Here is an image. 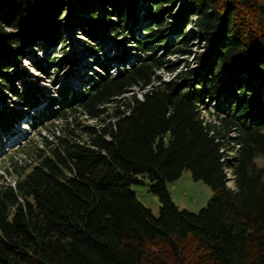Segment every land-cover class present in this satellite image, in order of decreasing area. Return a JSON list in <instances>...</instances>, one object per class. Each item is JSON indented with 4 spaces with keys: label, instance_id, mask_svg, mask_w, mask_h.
Returning a JSON list of instances; mask_svg holds the SVG:
<instances>
[{
    "label": "trees",
    "instance_id": "16d2710c",
    "mask_svg": "<svg viewBox=\"0 0 264 264\" xmlns=\"http://www.w3.org/2000/svg\"><path fill=\"white\" fill-rule=\"evenodd\" d=\"M73 26L99 43L84 48L98 71L48 98L15 65L31 48L32 66L70 67L56 49ZM105 36L116 41L100 56ZM0 85L21 108L44 104L38 134L62 124L23 150L29 164L11 158L0 264H264V0H0ZM21 117L0 106V129ZM184 170L212 191L196 213L168 190ZM139 176L158 216L131 189Z\"/></svg>",
    "mask_w": 264,
    "mask_h": 264
},
{
    "label": "rangeland",
    "instance_id": "374dc122",
    "mask_svg": "<svg viewBox=\"0 0 264 264\" xmlns=\"http://www.w3.org/2000/svg\"><path fill=\"white\" fill-rule=\"evenodd\" d=\"M76 16L79 17L78 14ZM60 30L62 32V37H64V42L61 49L59 46H57L56 52H60L62 51V49L64 50L65 55H63V57L65 58L66 56L67 59L74 62L70 67L68 63H63L64 65L62 69V67H60V65L58 66L55 61L54 63H51V68L48 71L41 70L40 68H38V66L35 65L32 66L31 62L29 61L33 56V53L30 51L31 48L28 52H24V57L20 60V63L17 62V64L15 65V68H17L18 70L25 68L30 78L36 80L38 85L42 86L45 91H48L45 92L46 97L48 98L54 96L55 93L53 91L59 89L60 85L62 87L64 81H66L68 77L69 78L68 81H66V84L71 89L75 90L81 83L84 82V80L87 81V78L91 75V70L98 71V68L94 63L95 60L93 61V53H91V50L85 51L84 48H87V44H92L91 46L97 45L96 47H98L99 43L96 41L89 42V40H87L74 26L73 28H69V30L64 28H61ZM191 30V26L185 27V31L189 32ZM118 37H120L119 39H121V36ZM109 39L110 36H105L103 44L100 45L102 48L99 51L98 55H104V52L107 51L116 41L115 39H113L114 41H110ZM194 45L197 46H192L191 49H193V53L201 51L200 45L198 46V44H196V41H194ZM33 50L34 54L39 55L40 57L42 56V48H34ZM53 51L54 50L51 51L50 57L54 56ZM131 52L133 54L139 55V53L137 52ZM171 60L173 62H177L179 58H176L173 55L171 57ZM128 63H130V61H126L122 64H124V66L128 68ZM180 64H182V62ZM187 64H189L190 67L195 65L192 55L188 57ZM112 66L115 67V63H113ZM179 68H183V65H180ZM73 69L74 71L71 75L67 74L64 76L65 73ZM11 72L12 71H10V73ZM156 74H158L162 80H168L172 77V75L166 70L157 71ZM58 75L61 78V82L54 83V81L58 78ZM132 94L139 98L141 96L140 88H134V90L126 94V99L128 100V98H130ZM17 101L18 100L13 95L8 93V91H0V106L17 108L19 111H21L22 116L21 119L16 121L18 123L15 122L16 125H13L9 131L5 132L0 129V184L13 183L15 177L14 171L11 167V158L16 162H19L18 165L24 166L25 164H29L30 160L27 159L25 161L26 156L24 155L23 150H27L29 148V144H31V147L40 146L42 137L45 136L46 138L50 139L51 132L56 131L58 128L60 129V127L62 126L59 120H50L46 125L48 126V128L46 130L42 129V131H40V134H38L36 128L33 127L31 116H34V110L36 112H42L41 109L44 108V104L38 103L34 107V109H31L29 111L24 107L21 108L18 105L19 103ZM78 118V122L80 124L95 123L93 119H86L84 115L78 116ZM256 162L258 165L264 167L263 157H257ZM6 169L8 170V172L6 171ZM139 178L142 182L139 184H133L131 186V189L135 193L138 200L145 207L150 209L151 213L154 216H158V198L155 194L149 192L148 178L146 176H139ZM229 184L231 183L229 182ZM168 190L172 201L179 209H185L193 213L198 212L207 203L209 197L212 194L210 187L202 181L194 180L189 170H184L177 180L168 183Z\"/></svg>",
    "mask_w": 264,
    "mask_h": 264
}]
</instances>
